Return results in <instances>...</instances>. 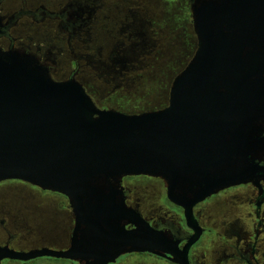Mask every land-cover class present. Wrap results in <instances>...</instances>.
<instances>
[{
	"label": "water",
	"instance_id": "1",
	"mask_svg": "<svg viewBox=\"0 0 264 264\" xmlns=\"http://www.w3.org/2000/svg\"><path fill=\"white\" fill-rule=\"evenodd\" d=\"M190 2L196 50L174 77L168 104L158 109H102L76 79L57 81L36 57L0 47V183L62 194L75 215L68 249L0 246V261L113 264L149 253L189 264L172 235L127 204L123 178L164 180L169 201L184 209L189 223L198 203L258 180L264 0Z\"/></svg>",
	"mask_w": 264,
	"mask_h": 264
},
{
	"label": "flooded vegetation",
	"instance_id": "2",
	"mask_svg": "<svg viewBox=\"0 0 264 264\" xmlns=\"http://www.w3.org/2000/svg\"><path fill=\"white\" fill-rule=\"evenodd\" d=\"M187 1L190 7L191 2ZM102 7L97 0H0V47L36 57L52 76L56 59L65 57L69 76L53 78L57 81L76 79L84 87L77 76L91 68L104 70L107 75L124 74L134 65L133 61L118 57V47L109 54L110 65L96 61L91 53V24ZM190 24L193 25L191 18ZM119 33L131 42L130 51L124 49V53H133L140 28L131 21L127 24L123 21ZM259 162L263 170L258 180L226 188L198 203L193 208L194 220L190 223L184 209L169 201L167 184L161 178L129 176L123 178L122 185L127 204L140 212L151 226L172 235L180 250L186 252L189 264H264V153ZM13 187L19 189L17 195L0 196V246L16 251L68 249L75 227L69 199L20 181L1 182L0 193L8 194L5 188ZM196 233L197 240L185 250ZM133 254L177 264L149 253ZM133 254L121 256L113 264ZM39 259L56 264H78L51 257L29 261L5 258L0 264H30Z\"/></svg>",
	"mask_w": 264,
	"mask_h": 264
},
{
	"label": "rangeland",
	"instance_id": "3",
	"mask_svg": "<svg viewBox=\"0 0 264 264\" xmlns=\"http://www.w3.org/2000/svg\"><path fill=\"white\" fill-rule=\"evenodd\" d=\"M97 3L103 7L95 13L91 24L90 46L94 59L110 65L109 54L118 47V57L133 61L134 66L121 75H107L104 70L91 68L78 74V79L101 107L135 114L166 106L174 77L186 67L196 50L197 39L190 24L188 1L97 0ZM123 21L125 24L131 21L141 30L133 53H124L131 42L119 33ZM120 41L123 44H118ZM79 47L83 52L82 46ZM66 60L65 57L56 59V70H52L55 78L69 76ZM94 66L99 67L98 64ZM5 190L10 193H0V196L12 197L19 192L15 187ZM30 264L56 263L39 259ZM118 264L166 263L149 255L133 254L122 257Z\"/></svg>",
	"mask_w": 264,
	"mask_h": 264
}]
</instances>
